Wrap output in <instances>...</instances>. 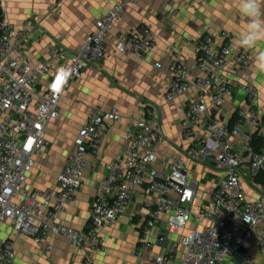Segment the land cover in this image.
I'll return each instance as SVG.
<instances>
[{
  "label": "built area",
  "instance_id": "2783aa9c",
  "mask_svg": "<svg viewBox=\"0 0 264 264\" xmlns=\"http://www.w3.org/2000/svg\"><path fill=\"white\" fill-rule=\"evenodd\" d=\"M136 1L114 0L80 47L55 49L49 60L32 63L30 48L40 29L38 21L30 19L18 29L0 0V228L11 220L17 233L33 238L50 258L51 238L68 239L83 251L84 264H96L97 254L108 249L105 228L115 225L144 192L148 215L138 257L158 245L162 250L155 264H264V103L258 87L245 79L254 65L253 53L235 49L227 31L200 37L195 73L181 56L167 64L171 82L166 102L193 92L181 122L187 146L170 157L167 168L156 166L164 134L155 112L148 111L124 133L127 152L109 165L100 181L87 227L60 222L59 215L84 185L91 167L87 155L99 154L109 127L123 117L117 107L96 108L74 140L57 187L35 190L28 185L71 81L82 78L87 69L101 67L108 36ZM156 46L153 30L145 25L115 37L121 54L143 58ZM235 92L244 99L233 117L225 118V106ZM190 164L202 170L201 181L214 173L213 182L207 186L194 179ZM161 221L162 231L153 240L151 230ZM169 235L178 239L169 241ZM0 264H16L13 239L0 237Z\"/></svg>",
  "mask_w": 264,
  "mask_h": 264
},
{
  "label": "crops",
  "instance_id": "0c3cea01",
  "mask_svg": "<svg viewBox=\"0 0 264 264\" xmlns=\"http://www.w3.org/2000/svg\"><path fill=\"white\" fill-rule=\"evenodd\" d=\"M1 2L8 19L18 29L23 28L30 19L38 21L40 29L32 41L29 60L39 63L49 60L55 49L71 51L80 47L87 35L95 30L97 20L112 8L114 0ZM246 22V18L238 11L237 0H137L128 6L126 14L108 36V51L103 64L100 68L87 69L82 78L71 81L60 103V126L53 127L55 121L47 131L48 139L50 135L53 138L57 135L67 138L70 153L75 138L81 134L94 109L117 107L123 115L120 122L109 127L99 154L95 157L87 155L91 167L86 173L84 185L73 204L59 215L60 222L78 229L87 227L100 181L109 165L127 152L124 133L129 127L134 128L137 120L146 116L148 111L155 112L164 134L163 141L157 146L158 168H167L170 157L186 148L181 122L193 92L173 103L166 102L165 96L171 82L167 64L181 56L189 62L195 73L198 41L207 34L219 35L227 31L231 35V45L235 49H242L237 37ZM142 25L149 26L155 34L157 46L154 52L143 58L117 52L115 37ZM156 63H162L163 67L158 68ZM245 79L258 87L260 102L264 103V75L258 74L253 65ZM243 99L242 93L238 92L230 96L224 117L232 118L236 105ZM46 150L44 148L36 156V165L40 155H47ZM67 157L62 158L60 171ZM45 160L41 169L35 173V165L29 175L28 185L32 189L57 187L59 173L52 171L51 161ZM189 166L192 177L200 179L202 170L192 164ZM144 196L142 192L135 197L119 221L105 228L108 249L97 254L96 264H155V256L162 250L158 245L142 258L136 255L142 225L148 215L143 204ZM12 224L8 220L1 226L0 237L15 241L16 264H84L83 251L68 239L51 238L54 253L50 258L33 238L17 233ZM163 225V221L157 223L151 230V239L160 235ZM168 237L169 241L178 239L176 235ZM183 252L181 248L178 260Z\"/></svg>",
  "mask_w": 264,
  "mask_h": 264
},
{
  "label": "clouds",
  "instance_id": "9594fccd",
  "mask_svg": "<svg viewBox=\"0 0 264 264\" xmlns=\"http://www.w3.org/2000/svg\"><path fill=\"white\" fill-rule=\"evenodd\" d=\"M237 7L247 20L239 31L238 45L255 53L254 68L264 75V0H237Z\"/></svg>",
  "mask_w": 264,
  "mask_h": 264
},
{
  "label": "rangeland",
  "instance_id": "374dc122",
  "mask_svg": "<svg viewBox=\"0 0 264 264\" xmlns=\"http://www.w3.org/2000/svg\"><path fill=\"white\" fill-rule=\"evenodd\" d=\"M60 126V121H56L53 127ZM64 135H66L64 133ZM47 149V150H46ZM46 150V154H42L38 157L37 159V165L34 169V172L36 173L37 170L41 169L43 166V162L45 161H51L52 162V171H54L55 173H59L60 172V166L63 164L61 162L62 158L66 159L70 148L68 147V139L65 137H61L60 135H57L56 137H52L51 135L49 136L48 139V144L45 147ZM54 156V158H53ZM52 157V158H51ZM62 169V168H61ZM59 170V171H58ZM215 178V174L214 173H207V177L203 179V181H201V177H200V181L202 183H204L205 185L209 186L213 180Z\"/></svg>",
  "mask_w": 264,
  "mask_h": 264
},
{
  "label": "trees",
  "instance_id": "16d2710c",
  "mask_svg": "<svg viewBox=\"0 0 264 264\" xmlns=\"http://www.w3.org/2000/svg\"><path fill=\"white\" fill-rule=\"evenodd\" d=\"M261 181H263V182H264V179H263V180H261Z\"/></svg>",
  "mask_w": 264,
  "mask_h": 264
}]
</instances>
